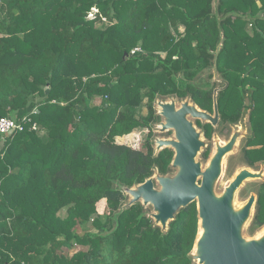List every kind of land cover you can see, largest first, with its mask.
Returning a JSON list of instances; mask_svg holds the SVG:
<instances>
[{"label":"trees","instance_id":"trees-1","mask_svg":"<svg viewBox=\"0 0 264 264\" xmlns=\"http://www.w3.org/2000/svg\"><path fill=\"white\" fill-rule=\"evenodd\" d=\"M210 67L219 123L196 125L211 139L248 112L260 147L245 158L264 162V0H0V118L23 127L0 135V264H195L196 203L163 233L123 189L173 173L172 150L154 151V103L213 115L212 77L195 83ZM136 131L139 149L119 143ZM262 226L264 183L251 234Z\"/></svg>","mask_w":264,"mask_h":264},{"label":"water","instance_id":"water-1","mask_svg":"<svg viewBox=\"0 0 264 264\" xmlns=\"http://www.w3.org/2000/svg\"><path fill=\"white\" fill-rule=\"evenodd\" d=\"M217 92L218 90H215L213 96V115L202 111L189 99L182 101L179 107L174 99H170V102L157 101V114L161 118L157 131H173L174 139H155L154 151L158 154L164 149L172 150L170 168L176 170V173L165 176L155 173L142 184L124 188V194L129 197L124 208L141 203L143 207L153 209L149 217L154 221V225L165 233L180 209L196 203L198 233L203 230L204 235L198 243L195 240L193 253L190 255L194 262L264 264V239L256 242L252 238L246 241L240 237L241 227L250 218L256 198L251 196L240 209L235 208L233 203L240 186L248 179L261 177L260 174L247 168L242 169L235 174L220 195L213 189L221 174L223 159L232 151L240 132H236L228 144L216 146V154L209 168L203 170L201 164L195 161L204 143L189 118L216 127L219 122ZM156 184L159 189L155 188Z\"/></svg>","mask_w":264,"mask_h":264},{"label":"rangeland","instance_id":"rangeland-1","mask_svg":"<svg viewBox=\"0 0 264 264\" xmlns=\"http://www.w3.org/2000/svg\"><path fill=\"white\" fill-rule=\"evenodd\" d=\"M184 31L183 27H179V32L182 33ZM212 80H219V74L212 69V67L203 70L201 73H199V75L195 78V83L198 84L199 86H206L207 82L209 81V79ZM214 86L216 87L215 89H219L221 87V84L214 82ZM170 99H174L176 101V106L179 107L181 101H179L177 98L175 97H169V98H165V99H157L154 103V108L156 110V112H158V107H157V101L158 100H162L164 102H170ZM144 112L146 113V110H144ZM247 116H248V112H244V120H241V122L238 124V126H220L216 132L213 133L211 139H206L203 135L202 129L196 125V121L195 119H191L189 118L194 126L196 127L197 131L200 133V140L201 142L204 143V146L201 147L199 153L197 154L195 161L200 163L202 166V169L204 170L206 168V164L210 158V156L213 154V152L216 149V146H223L225 144H228L232 138V136L236 133V132H240L239 137L237 138L236 142H235V146L233 147L232 151L230 153H228L225 158L223 159V163H222V170H221V174L219 176V178L216 180L215 184H214V192L217 195H220L223 190L225 189V187L230 183V181L234 178L235 174L242 170V169H246L248 168L247 164L245 162H243V160L241 159V151L243 148V144H244V138H245V133L247 132L246 127L248 128V120H247ZM200 122L202 124H204V121ZM218 126V125H217ZM217 126L215 128H217ZM240 126V128H239ZM158 127L157 124H155L153 126V134H154V139H174V132L173 131H169V132H164V133H159L157 131ZM147 135V131H136L134 132L132 135L128 136L125 139H120L119 143H125L128 144L130 146H132L133 148L139 149L140 146L143 143L144 137ZM4 139L0 138V153L4 147ZM153 147L155 148V144L153 143ZM206 147H209V156L208 158H204V153L206 151ZM254 170H257L256 172L260 174L261 177L256 178V179H248L246 180L241 186L240 188L236 191L235 193V197H234V207L239 209L244 203H246V201L251 197L254 196L256 198L257 196V191H258V187L261 185V183L264 181V165L261 164H257L256 168H254ZM176 173V170H173V174ZM171 175V176H172ZM156 189H159V186L156 184L155 185ZM129 201V197L126 198L125 201H123V205L126 204ZM149 212L153 213V209H147ZM97 213L98 215L102 218L101 220H103L107 213V208L104 202L100 203L97 206ZM254 213H255V205L251 211V215L250 218L242 225L241 230H240V237L243 240H248L250 238H253L255 236V234H257L262 228H260L259 230H257L254 234L252 233V228H251V224H252V220L254 217ZM109 214V212H108ZM58 217L59 218H64L65 217V210H61L58 213ZM89 229L90 225L87 226ZM264 227V226H263ZM83 249V247L80 246H75L73 249H71L70 251H65V253H67L68 255H72L78 251H81ZM193 253V250L192 252ZM195 264H198L195 261Z\"/></svg>","mask_w":264,"mask_h":264},{"label":"flooded vegetation","instance_id":"flooded-vegetation-1","mask_svg":"<svg viewBox=\"0 0 264 264\" xmlns=\"http://www.w3.org/2000/svg\"><path fill=\"white\" fill-rule=\"evenodd\" d=\"M213 82H216V83H219V84H222L223 82H222V80L219 78V80H214ZM220 89V88H219ZM216 90H218V89H216ZM247 102V103H246ZM246 106H248V100H246ZM247 118H248V116H247ZM245 119V117L244 116H242L241 118H240V120H239V122L237 123V124H232V126H238V124L241 122V120H244ZM198 121V120H197ZM206 123V122H205ZM219 123V122H218ZM208 124H210V123H208ZM201 125H204V124H202L201 123ZM211 125V124H210ZM218 125V124H217ZM216 125V126H217ZM212 126V125H211ZM231 126V125H230ZM213 127V126H212ZM218 127V126H217ZM201 129H202V132H203V135H204V137H205V134H204V129L202 128V127H200ZM213 128H215V127H213ZM239 128H240V126H239ZM241 129V128H240ZM246 130H247V132L245 133V138H244V144H243V148H242V151H241V159L243 160V162H245L248 166V168L247 169H249V170H251V171H254V172H256L257 170H254V168H256V165L257 164H261V165H264V162H260V163H257V164H254V165H251L250 163H249V161H247V159L245 158L246 157V152H248V151H252L253 149H256V148H259L260 147V145L259 146H250L249 145V124H248V128L246 127ZM213 135V134H212ZM206 138V137H205ZM207 139V138H206ZM208 140V139H207ZM210 149H209V147H206V151H205V153H207V157H206V159L208 158V156H209V153H210V151H209ZM258 172V171H257ZM262 183H264V181L262 182ZM261 183V184H262ZM256 202H257V196H256V201H255V206H256ZM263 227V226H262Z\"/></svg>","mask_w":264,"mask_h":264},{"label":"built area","instance_id":"built-area-1","mask_svg":"<svg viewBox=\"0 0 264 264\" xmlns=\"http://www.w3.org/2000/svg\"><path fill=\"white\" fill-rule=\"evenodd\" d=\"M92 13L95 14L97 10L95 8L91 9ZM93 15L91 14L90 17ZM142 50L137 47L131 51V54H134L136 52H141ZM23 127L21 124L17 123L15 120L9 117H3L0 118V135L3 136H9L12 134L14 131H22ZM35 129V127H33Z\"/></svg>","mask_w":264,"mask_h":264},{"label":"bare ground","instance_id":"bare-ground-1","mask_svg":"<svg viewBox=\"0 0 264 264\" xmlns=\"http://www.w3.org/2000/svg\"><path fill=\"white\" fill-rule=\"evenodd\" d=\"M216 154V150L213 152V154L210 156L207 164H206V168H209L210 167V163H211V160L212 158L214 157V155ZM222 162V160H221ZM254 172H252L253 174ZM242 207V206H241ZM240 207V208H241ZM239 208V209H240ZM203 235H204V231L203 230H200L198 235H197V238H196V243H198V241H200L201 238H203ZM264 239V227H262V229L257 233L255 234V236L252 238V240L256 241V242H260Z\"/></svg>","mask_w":264,"mask_h":264},{"label":"crops","instance_id":"crops-1","mask_svg":"<svg viewBox=\"0 0 264 264\" xmlns=\"http://www.w3.org/2000/svg\"><path fill=\"white\" fill-rule=\"evenodd\" d=\"M216 1H217V0H214V4H216ZM214 6H215V5H214ZM259 6H260V5H259Z\"/></svg>","mask_w":264,"mask_h":264}]
</instances>
